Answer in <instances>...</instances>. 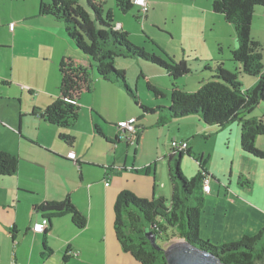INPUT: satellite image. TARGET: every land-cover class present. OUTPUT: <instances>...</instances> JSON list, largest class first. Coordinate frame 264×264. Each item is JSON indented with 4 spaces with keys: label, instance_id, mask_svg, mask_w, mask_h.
I'll list each match as a JSON object with an SVG mask.
<instances>
[{
    "label": "crops",
    "instance_id": "crops-1",
    "mask_svg": "<svg viewBox=\"0 0 264 264\" xmlns=\"http://www.w3.org/2000/svg\"><path fill=\"white\" fill-rule=\"evenodd\" d=\"M43 1L0 0V49L9 51L12 69L0 73V151L19 158L15 175L0 177V264H139L117 239L114 206L123 190L144 199L165 198L157 193L158 164L164 156L174 159L173 140L189 145L191 154L183 157L188 178L198 172L199 157L213 177L211 193L204 194L203 238L221 244L255 235L264 228V160L242 150L238 124L207 126L193 116L169 119L168 114L158 111L144 115L126 111L113 119L105 117L103 108L88 97H96L99 87L110 93L122 88L96 74L92 90L79 98L81 112L74 126L62 128L42 118L44 110L61 97V62L82 59L68 38L65 24L40 14ZM117 26L124 29L120 23ZM251 33L264 47L262 7L256 8ZM0 58H4L1 53ZM3 66H7L6 61ZM39 70L40 84L35 85L32 77L39 75ZM257 108L264 114V104ZM95 112L100 115L95 116ZM259 113L253 111L248 118L264 119ZM130 118L138 119L139 139H133V144L121 138L111 142L120 135L117 124ZM166 129L171 138L170 155L162 157V141L168 140ZM62 134L74 137V142L67 143ZM199 136L215 138L213 154L208 155L211 164L205 152L194 151ZM263 139L258 137L256 146ZM70 152L76 154L75 159L69 158ZM169 166L172 168V163ZM144 169L147 173H142ZM67 198L87 218L84 229H78L69 214L55 216L38 210ZM44 218L50 221L48 228L34 233L33 226Z\"/></svg>",
    "mask_w": 264,
    "mask_h": 264
},
{
    "label": "trees",
    "instance_id": "trees-1",
    "mask_svg": "<svg viewBox=\"0 0 264 264\" xmlns=\"http://www.w3.org/2000/svg\"><path fill=\"white\" fill-rule=\"evenodd\" d=\"M106 2L44 0L41 3L40 14L52 16L64 23L67 34L82 56L81 60L65 58L61 62V97L44 110L42 118L62 128L74 126L81 112L79 98L92 90L91 71L95 69L100 78L124 84L126 91L144 113L161 112L160 109L166 108L169 119L197 116L205 125L221 128L238 124L242 150L264 160V151L256 147L257 138L264 136V119L248 118L257 107L264 104V47L251 33L256 8L264 9V0H213V11L223 15L234 27L238 47L232 52V61L238 63L239 67L236 72H231L224 67V63L216 61L215 68L207 67L214 75L211 79L201 81L195 92H189L174 83L168 108H150L138 102V95L127 83L126 71L117 68L116 60L136 58L149 61L164 68L174 81L191 74V68L185 61L175 63L165 60L132 43L129 33L115 24L113 12L105 11ZM117 3L123 13L137 7L132 0H117ZM239 74L258 77V85L245 90ZM148 88L156 97H166L161 89L150 82ZM66 98L76 100L77 104L67 102ZM125 136L127 138L130 135L127 133ZM138 137L137 127L131 138ZM119 138H123L122 130L118 138L110 141L116 142ZM61 139L69 144L74 142V137L66 134H62ZM171 150L172 156L175 158L178 155L180 159L176 169L170 168V201L163 197L140 198L128 190H123L117 198L114 229L124 252L139 264H168L163 249L177 239L216 255L224 264H264V228L255 235H245L239 240L221 244L202 238L201 218L205 205L203 185L207 177H210L212 184L213 177L205 169L204 159L199 157L196 159L198 172L187 178L182 171L181 160L186 154H191L190 149L178 151L171 147ZM18 170L19 158L0 151V177L13 176ZM147 170H142V173H147ZM38 210L55 216L69 214L78 229L87 226V218L69 198L62 202L46 203ZM149 234L155 236L156 246L149 239Z\"/></svg>",
    "mask_w": 264,
    "mask_h": 264
},
{
    "label": "rangeland",
    "instance_id": "rangeland-1",
    "mask_svg": "<svg viewBox=\"0 0 264 264\" xmlns=\"http://www.w3.org/2000/svg\"><path fill=\"white\" fill-rule=\"evenodd\" d=\"M212 4L213 0H148L149 11L147 14H144L138 7H134L128 13H123L118 7L117 0H107L105 11L111 10L113 12L115 24L120 23L124 25V30L129 33V39L132 43L145 48L149 53L160 55L165 60L175 63L185 61L192 70L191 74L174 81L164 68L154 65L149 61L136 58L117 59L116 62L118 63L116 66L118 69L126 71L127 83L138 95V102L147 107L157 108V102L161 103L160 105L163 107H170L169 100L173 84L176 83L187 91H197L199 82L204 79H211L214 75V72L207 69V67L211 66L215 68L216 61L224 63V67L231 72L237 71L239 64L232 61V52L237 48L235 30L233 26L225 23L223 15L214 14ZM207 10L211 13H207ZM9 16L13 18V13L9 12ZM68 38L71 40L69 35ZM0 53L4 56L0 60V73L7 74L12 70L10 67L11 56L6 49H0ZM5 61L7 62L6 67L3 66V62ZM55 73L58 74V70ZM91 73L98 76L95 69ZM40 75L41 72L39 70V75L32 77L33 84H40ZM239 80L245 87H248L246 89H253L259 83L254 76L246 74H239ZM149 82L161 89L168 96V99L167 97H156L154 92L148 88ZM93 83H95L94 79ZM252 83H255V87L251 86ZM118 84L121 86L122 91L110 93L109 89L99 87L96 97H92V94L88 98L95 99L94 104L97 107L103 108L105 117L113 119L115 115H122L126 111L136 113L137 115H144V110L129 95L124 84ZM168 102L169 104H164ZM159 111L163 115L168 114L166 108ZM254 112L258 114L261 111L256 108ZM99 115L98 112H95V116L98 117ZM259 115L262 117L264 114L261 112ZM193 118H197L198 120L197 116H193ZM85 119V117H81L82 121ZM195 126L193 125L192 132L195 131ZM177 129L176 127L174 130L177 131ZM165 134V138L168 140H165L166 142L162 141V157L166 153L167 156L170 155V148L168 146H170L171 138H168V129L165 130ZM176 141L180 142V140ZM152 144L150 146H153ZM194 144V151L199 153L205 152V159L211 164L212 159L208 160V155L209 153L213 154L215 138L210 140L199 136L195 138ZM165 147L167 148V152ZM256 147L264 149V141H259ZM163 158V161L158 164L160 171L158 173L157 193L158 195L165 196V199L170 201L172 182L169 164L172 163V168L176 169L177 161L180 157L177 155L172 161H170L169 156L167 158L164 156ZM142 160L145 161L146 159L143 158ZM181 161H183L182 171L188 178L189 174L184 163V158ZM174 241H177V239H174L172 242Z\"/></svg>",
    "mask_w": 264,
    "mask_h": 264
},
{
    "label": "water",
    "instance_id": "water-1",
    "mask_svg": "<svg viewBox=\"0 0 264 264\" xmlns=\"http://www.w3.org/2000/svg\"><path fill=\"white\" fill-rule=\"evenodd\" d=\"M149 239L156 246L155 236L149 234ZM163 250L168 264H224L216 255L185 240L174 241Z\"/></svg>",
    "mask_w": 264,
    "mask_h": 264
},
{
    "label": "built area",
    "instance_id": "built-area-1",
    "mask_svg": "<svg viewBox=\"0 0 264 264\" xmlns=\"http://www.w3.org/2000/svg\"><path fill=\"white\" fill-rule=\"evenodd\" d=\"M133 4L137 7H139L142 12H144V14H146L149 11V5H148V0H132ZM14 24H11L10 27L11 29H14ZM67 102L72 103V104H77L76 100H71L66 98L65 99ZM119 130L123 131V138L129 142H131V144L134 143L133 139L131 138V136L133 134H135V132L137 131V119L136 118H130L128 120H124V121H120L117 124ZM128 133V135H130L129 137L126 138V134ZM125 137V138H124ZM171 147L173 148V150H178V151H185L187 149H189V145L186 141H176L173 140L171 143ZM76 154L74 152H70L69 153V158L71 159H75ZM107 186H109V184H107ZM211 179L210 177H207L205 179L204 185H203V191L205 194H210L211 193ZM50 224V221L48 218H44L41 222L36 223L32 230L34 233H44L46 231V229L48 228Z\"/></svg>",
    "mask_w": 264,
    "mask_h": 264
},
{
    "label": "clouds",
    "instance_id": "clouds-1",
    "mask_svg": "<svg viewBox=\"0 0 264 264\" xmlns=\"http://www.w3.org/2000/svg\"><path fill=\"white\" fill-rule=\"evenodd\" d=\"M139 8V7H138ZM118 27V26H117Z\"/></svg>",
    "mask_w": 264,
    "mask_h": 264
}]
</instances>
